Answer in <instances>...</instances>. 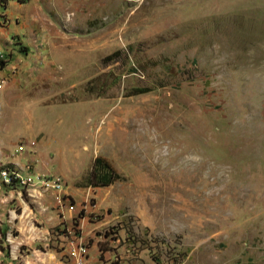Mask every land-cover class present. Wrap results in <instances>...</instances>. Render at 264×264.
Wrapping results in <instances>:
<instances>
[{
  "label": "rangeland",
  "instance_id": "1",
  "mask_svg": "<svg viewBox=\"0 0 264 264\" xmlns=\"http://www.w3.org/2000/svg\"><path fill=\"white\" fill-rule=\"evenodd\" d=\"M68 230L83 264H264V0H0V264H75Z\"/></svg>",
  "mask_w": 264,
  "mask_h": 264
},
{
  "label": "trees",
  "instance_id": "2",
  "mask_svg": "<svg viewBox=\"0 0 264 264\" xmlns=\"http://www.w3.org/2000/svg\"><path fill=\"white\" fill-rule=\"evenodd\" d=\"M116 54V53H115ZM109 58V57H107ZM143 92V91H142ZM120 176L111 165L102 157H96L89 173V185L92 187L109 186L118 180Z\"/></svg>",
  "mask_w": 264,
  "mask_h": 264
},
{
  "label": "built area",
  "instance_id": "3",
  "mask_svg": "<svg viewBox=\"0 0 264 264\" xmlns=\"http://www.w3.org/2000/svg\"><path fill=\"white\" fill-rule=\"evenodd\" d=\"M4 179L7 181H10L12 179H16V173L11 172L10 174H4ZM62 180L61 178L57 177L54 179L53 184L57 187H61ZM45 184V183H44ZM46 187V184H45ZM69 234L72 235L71 241H70V256L75 260V264H83L84 260L86 259V248L84 247L83 243L79 241L77 238V234H73L71 230H68Z\"/></svg>",
  "mask_w": 264,
  "mask_h": 264
},
{
  "label": "crops",
  "instance_id": "4",
  "mask_svg": "<svg viewBox=\"0 0 264 264\" xmlns=\"http://www.w3.org/2000/svg\"><path fill=\"white\" fill-rule=\"evenodd\" d=\"M51 256L53 257V259H49V257H39L40 261H38L37 263H33V264H60L61 261L57 259L56 255H51ZM22 258H23V261H25L27 264L32 263V262H29L30 261L29 255H26L25 257H22Z\"/></svg>",
  "mask_w": 264,
  "mask_h": 264
}]
</instances>
